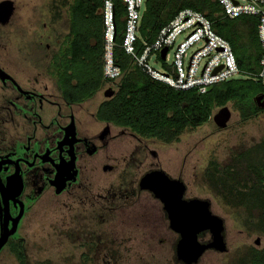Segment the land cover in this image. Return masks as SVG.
Wrapping results in <instances>:
<instances>
[{"label":"rangeland","instance_id":"rangeland-1","mask_svg":"<svg viewBox=\"0 0 264 264\" xmlns=\"http://www.w3.org/2000/svg\"><path fill=\"white\" fill-rule=\"evenodd\" d=\"M11 1L12 17L0 24V66L22 81L20 70L27 59L23 58L27 51L24 44L33 36L40 0ZM64 1L60 7L63 16L67 9ZM149 63L163 71L154 56ZM102 93L103 89L74 107L84 110L86 126H97L94 113L105 99ZM227 106L230 118L225 127H218L212 120L220 108L216 107L208 122L184 129L171 143L110 126L113 136L104 152L105 162L117 160L118 171L100 168L92 172L96 182L84 198L41 189L29 212L26 210L20 221H13V230L20 232L23 239L19 240L26 264H186L176 258L179 234L169 228L161 202L138 187L140 177L154 168L180 179L186 187L184 198L208 200L211 213L222 219L226 251L206 250L194 264H251L249 257L254 250L264 249V231L235 194L212 182L206 171L210 161L223 166L264 141V108L242 120L232 102ZM140 146L144 156L136 152ZM31 171L26 166L22 168L25 191L16 207L27 206L35 197ZM130 186L135 190L124 191ZM209 234L208 231L203 238L209 239ZM17 239L11 242L19 243ZM11 246L7 244L0 250V264H18Z\"/></svg>","mask_w":264,"mask_h":264},{"label":"trees","instance_id":"trees-1","mask_svg":"<svg viewBox=\"0 0 264 264\" xmlns=\"http://www.w3.org/2000/svg\"><path fill=\"white\" fill-rule=\"evenodd\" d=\"M112 1L115 23L112 55L121 76L115 83L114 94L98 103L94 113L98 121L123 127L138 136L171 143L179 139L184 129L208 122L214 108L229 102L242 120L260 111L254 97L264 96L262 80L233 78L198 93L194 89H174L152 78L121 47L125 10L120 0ZM103 2L74 0L73 3V57L71 66L66 65L59 80L62 96L72 103L92 98L107 85L102 75L104 26L99 13ZM186 8L202 13L212 23L216 34L229 43L240 69L258 71L262 53L257 35L258 17L242 15L230 19L222 14L217 0H145L135 42L136 53L141 54L145 44H151L177 12ZM156 60L160 61L162 69L168 68L159 55ZM209 166L208 178L234 193L264 231V141L242 151L223 166L215 161H210ZM8 244H12L11 251L18 264H26L20 242ZM249 260L251 264H264V249L254 250Z\"/></svg>","mask_w":264,"mask_h":264},{"label":"flooded vegetation","instance_id":"flooded-vegetation-1","mask_svg":"<svg viewBox=\"0 0 264 264\" xmlns=\"http://www.w3.org/2000/svg\"><path fill=\"white\" fill-rule=\"evenodd\" d=\"M7 2H10V13L5 10L8 4L4 3ZM61 2L40 0L38 3L31 42L27 40L24 44L27 51L23 58L27 59L20 70L23 80L10 75L0 66V235L6 219L8 227L4 246L17 238L21 242L20 232L13 230V221H20L25 212H29L41 189L84 198L96 182L92 172L96 173L100 168L105 172L119 169L117 160L116 163L113 159L105 162L107 156L104 153L113 136L110 126L115 125L95 118L97 126H86L84 110H74L81 103L69 102L62 96L60 75L66 65L71 66L73 57L74 0L64 1L67 7L64 16L60 10L63 7ZM11 3V0H0V24L12 17L14 7ZM115 87L107 84L104 88H111L114 94ZM136 152L140 156L145 155L141 146ZM24 166L32 169L29 175H33L36 185L32 190L35 197L29 200L27 206L16 207L25 191L22 178ZM130 190L135 189L130 186L124 191ZM165 215L167 218L166 212ZM16 224L18 227L21 225ZM204 235H208V231L198 234L201 243L210 240V237L203 238Z\"/></svg>","mask_w":264,"mask_h":264},{"label":"built area","instance_id":"built-area-1","mask_svg":"<svg viewBox=\"0 0 264 264\" xmlns=\"http://www.w3.org/2000/svg\"><path fill=\"white\" fill-rule=\"evenodd\" d=\"M120 1L125 10L121 47L152 78L174 89H194L198 93H205L212 85L233 78L264 81V0H217L222 14L230 19L242 15L258 17L257 35L262 53L257 72L240 69L229 43L216 34L212 23L202 13L189 8L178 11L138 55L135 42L145 0ZM101 16L104 26L102 75L106 84L116 86L121 70L112 55L115 35L112 0H104ZM163 48L167 49L164 61L168 68L161 72L154 69L149 61L152 56L157 59ZM169 55L171 58L168 60Z\"/></svg>","mask_w":264,"mask_h":264},{"label":"water","instance_id":"water-1","mask_svg":"<svg viewBox=\"0 0 264 264\" xmlns=\"http://www.w3.org/2000/svg\"><path fill=\"white\" fill-rule=\"evenodd\" d=\"M4 4L9 5L5 10L10 13V2ZM166 52V48L161 50V59L164 60ZM112 94L111 88L104 91L105 97H110ZM254 101L257 106L264 108L263 95H256ZM229 118L230 111L227 104L221 106L212 116L214 123L221 128L226 126ZM138 186L141 190L151 192L162 203L169 221V228L179 234L175 247V255L178 260L186 264H194L206 250L226 251L222 234V219L211 213L208 200L184 198L186 187L180 179L170 177L161 169H154L146 172L140 178ZM203 231L210 233V240L206 243H201L198 240V234ZM7 238L6 219L0 235V250L5 245Z\"/></svg>","mask_w":264,"mask_h":264}]
</instances>
